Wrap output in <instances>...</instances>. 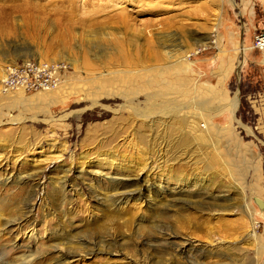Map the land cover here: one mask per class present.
I'll return each instance as SVG.
<instances>
[{
	"label": "rangeland",
	"instance_id": "374dc122",
	"mask_svg": "<svg viewBox=\"0 0 264 264\" xmlns=\"http://www.w3.org/2000/svg\"><path fill=\"white\" fill-rule=\"evenodd\" d=\"M263 10L0 0V80L61 65L0 95V264H264Z\"/></svg>",
	"mask_w": 264,
	"mask_h": 264
},
{
	"label": "built area",
	"instance_id": "2783aa9c",
	"mask_svg": "<svg viewBox=\"0 0 264 264\" xmlns=\"http://www.w3.org/2000/svg\"><path fill=\"white\" fill-rule=\"evenodd\" d=\"M251 48L264 54V26L254 33ZM60 68L61 65L58 63H45L31 59L7 65L5 75L0 80V95L12 91L31 92L49 89L56 85L58 80L56 72Z\"/></svg>",
	"mask_w": 264,
	"mask_h": 264
},
{
	"label": "bare ground",
	"instance_id": "6f19581e",
	"mask_svg": "<svg viewBox=\"0 0 264 264\" xmlns=\"http://www.w3.org/2000/svg\"><path fill=\"white\" fill-rule=\"evenodd\" d=\"M220 12L219 11H217V14H219ZM215 24H216V22H215ZM208 43V42H207ZM207 43H204V46L205 45H207ZM210 43V42H209ZM208 43V44H209ZM199 46H200V44H199ZM234 106H236V103H235V105ZM235 108V107H234ZM116 177V176H115ZM126 178H119V180H112V182H113V185L116 187V190L119 192V189H124V188H126V189H129V191H126V192H123L122 194H116V196H113V201H112V205H118V204H120V203H124V202H127L128 200H129V198L132 196V195H134V194H138V192H140L141 191V189H139V188H137V187H135V186H137V185H140L139 183H142V184H145L146 186V188L147 189H149V187H150V185L148 184V183H145V180H144V182H139V180H136V179H134V180H125ZM131 187V188H128V187ZM159 187V186H158ZM136 189V190H135ZM165 189H167V187L166 188H164V190ZM137 191V192H136ZM164 192V191H163ZM136 194V195H137ZM184 250V248L183 247H181L180 248V251L182 252ZM185 251V250H184ZM67 256L70 258V257H76V255H74V254H72V253H68L67 254Z\"/></svg>",
	"mask_w": 264,
	"mask_h": 264
},
{
	"label": "water",
	"instance_id": "95a60500",
	"mask_svg": "<svg viewBox=\"0 0 264 264\" xmlns=\"http://www.w3.org/2000/svg\"><path fill=\"white\" fill-rule=\"evenodd\" d=\"M255 202H257L260 206H263V202L259 198H255Z\"/></svg>",
	"mask_w": 264,
	"mask_h": 264
},
{
	"label": "crops",
	"instance_id": "0c3cea01",
	"mask_svg": "<svg viewBox=\"0 0 264 264\" xmlns=\"http://www.w3.org/2000/svg\"><path fill=\"white\" fill-rule=\"evenodd\" d=\"M264 22V21H263ZM264 26V24L262 25V27ZM253 49V48H252ZM243 50V49H242Z\"/></svg>",
	"mask_w": 264,
	"mask_h": 264
}]
</instances>
